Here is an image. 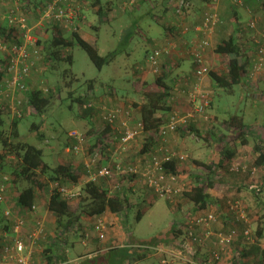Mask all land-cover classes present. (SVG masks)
I'll use <instances>...</instances> for the list:
<instances>
[{
    "label": "trees",
    "instance_id": "obj_1",
    "mask_svg": "<svg viewBox=\"0 0 264 264\" xmlns=\"http://www.w3.org/2000/svg\"><path fill=\"white\" fill-rule=\"evenodd\" d=\"M48 1L49 0H16V3L19 6L20 12L26 13L32 11L37 14L36 17H39ZM139 1L140 0H138V3ZM154 1V8L155 6H159L157 4L158 2L161 3L162 1H165V5L168 9L170 8L167 0ZM189 1L191 2V5L189 9L186 10L187 15L189 14V11L193 9V4H196L198 0ZM231 1L233 7L237 8L239 4L242 5L247 3V6L252 8L254 4L258 6L259 2L262 0H256L251 4L246 0V3H244V0H240L241 3H237L233 0ZM211 2L213 7L211 5L210 9L217 12L218 9L216 5L217 3H220L221 0H212ZM76 3L81 7L83 15V4L81 0H76ZM107 4L110 3L107 2L103 5L101 0L92 1L93 7H98L95 12L99 16L105 11L107 12L105 15L108 14L110 8L107 6ZM262 5L264 6V1ZM171 10L174 12L173 7ZM217 14L220 18V22L218 23L217 27L222 25L226 18L229 19L231 24H235L239 18L238 17L234 19L232 16H230L232 13L230 15L228 13V15L226 16H221L219 12ZM173 15L175 17L178 16L175 12ZM198 24H201V22ZM198 24L193 25L195 26ZM257 24L259 25V22ZM216 28L214 29V32ZM79 29L78 31L66 32L63 30H59L57 26H53V28L45 26L43 28H36L33 31V33L38 38V45L42 55L39 60H34L32 73H35L38 70L36 67L39 62H43L46 70L50 73V75L53 73L57 75L58 80L56 82H58V84L56 90L51 89V84L49 83L50 81L47 78L49 86L45 87L46 90L45 88H41L39 86L29 89L26 94L27 99L24 103L25 106L23 105V108L27 106V108H30V111L32 109L36 113H42L51 103L55 92L59 94L62 90H66L67 86L71 85V82H66L65 80H63L65 77L71 74V72L69 68H64L62 64L70 65L72 63V55L68 53L67 49L75 42L86 51L90 60L99 69L102 68L105 63L109 62L112 55H100L97 48L92 44V42L80 36ZM16 31L17 28L15 26L13 27L9 23L8 25L0 24V43L3 42L7 45L20 44V36H18V33H16ZM66 33H70L69 38H66ZM167 42L169 41L165 40L164 43ZM258 43L259 44H256L257 47L261 45L260 41ZM214 52L217 53L221 58L228 57L226 71H214L210 68L206 75L207 77L209 76L212 81L209 88H211V91L214 92L213 96H211L210 92H206L201 95L202 98H205L208 101V104L203 107L202 113L204 114L206 109L210 106H213V109L215 111L214 115L212 116V128L208 129V132H206L205 135H202L204 141L208 140V144L214 148V155L207 161L191 158L190 162L192 164L194 163V165H197V167L194 168L193 171H190L188 173V177L190 178L189 184H183L179 187L178 181L172 183V187L174 189H180L177 193H175L174 196H180L188 204L186 211V214H188H185L187 218L191 215H194L195 213L202 211L204 212L205 210H207L210 204L212 205L217 203L218 195L217 190L214 188V171H217V169L220 168L221 170L227 171L229 175H235L238 177V175L240 176L241 174H245L249 170L247 169V165L242 163L244 160H241L238 156L239 149L241 147L245 145H251L252 157L254 155L255 158L254 166L259 169L264 166V140L261 138V134L264 133V128H261L263 126L260 125V123L247 125V123L245 122V115L237 111V108H239L237 104L242 101L246 103L248 99L247 92L245 90V78L246 76H249V74H247L248 67L252 68L253 56L246 57V54L242 50V46L239 45L236 38H234L232 34H229L228 38L223 39L218 44H216L214 47ZM4 54L5 52L0 49V77L3 76V71L5 70L1 69L3 67V62L5 61V59L2 58ZM164 63L170 65L169 70L167 72L158 74L153 73V75L155 76L153 77L152 86L150 83L142 86V92L140 94L139 100H134L132 103L123 102L124 105L122 103L119 104L124 106L125 110H131L130 115L133 119L131 122L132 124L134 122V108L139 107V120L142 124V131L139 134L143 133L145 136L144 138L148 139L146 145H154L156 150L151 154L141 155L143 154V152L145 153L146 150L143 147L140 148L139 156L143 158L142 161L140 157L137 158V160L133 159L134 161L136 160V162H138V164L135 166L121 164L122 162L120 163L121 166L125 169L133 168L137 171H130L129 173H127L126 176L128 178V186L124 185L122 188H119V190L117 189L116 191H110L107 188L104 180L105 178L97 177L94 180L88 179L87 181H85L80 186V191L77 194L72 193V197H67L66 195H64V193L62 192L63 190L70 189L72 186L79 183V174L75 169H73L70 159L64 158L68 154H72L75 156L80 155V151L76 152L73 150V145L75 144L76 140L68 135L69 143L63 148V153H65L64 156H62L56 162L52 163L45 158L46 153L42 147H38L32 143H29L27 139L23 138L20 135L18 123L22 116H16L15 118H12L11 131L10 133L7 131V126L5 124L6 122L2 115L9 114L4 113L5 111L0 108V177L4 175L9 176V184L6 190L5 201L0 202V204L4 203L6 205L3 211L8 208L12 212L11 217L7 218V223L11 224V221H13L14 217L17 216L24 218V216L20 215L22 211H28L32 213L33 206L37 207L36 202L40 198L39 191L41 189L48 188L49 184H51L52 188L49 189L48 192L49 195L47 197V209L50 213L54 214L58 228H61L64 231L69 230L70 227H74L75 224L80 221L82 215L97 217L96 220H98L101 219L100 215H102L107 210L115 214H122V220H124L127 219L129 212L133 211V209H137V218L141 217L142 213L138 206L143 201H139L138 197L135 196L137 192L134 194L130 193L133 192V188L137 185L138 179L146 181L145 178L141 176V172L148 167L153 158L162 159L163 156L167 154V151H170L166 148L159 147L164 140H160L161 138H158V136H156V131L160 128V126L167 123L170 114L173 112V102L171 99L173 96L172 92L175 85V76H173L171 73L172 67L170 62L164 61ZM193 66L195 68L194 63ZM193 71V77L191 80L195 82L197 81V76L195 75V69H193ZM60 72H62V74ZM94 86L95 82L89 81L87 85L88 89L85 92V95L79 94L78 96L73 98L81 104L80 113L81 117L83 118L89 116V114L92 112L91 109H93V111L95 110V112L97 109V113H99L100 105L97 106V103L95 104L94 108H82V104L90 98L89 95H92V97L95 98L93 94ZM261 89L263 90L262 92H264L263 86L261 87ZM131 91L134 92V89H131ZM235 93L239 94L238 101L225 100L226 94L230 95ZM259 101L261 102V105L264 104V93H262L259 98L255 96L251 104L254 105ZM229 103H233V105L231 106L229 105ZM23 108L22 115L25 113V110ZM193 114L194 115L190 118L195 117L200 113L193 112ZM217 121L221 122V124L226 127L220 136H218L215 132ZM188 124L191 130H195L192 121H190ZM101 125L102 120H100V117L96 115L94 121L91 120V124H89L90 128L86 133L82 134L85 141L84 145L88 143L89 160L99 144H101L102 152L101 158L95 159L93 163H91V160L89 161V163H91L90 169L86 166V162L80 163V165H83L82 172L86 176L89 175L88 170L97 171L105 163L109 164L111 162L110 155L115 147V143H119V140L117 139H108L107 135L111 128L107 125L105 128L99 129ZM31 128L37 129L38 125L34 123L32 124ZM179 129L184 130L185 128L179 127L175 131H180ZM44 136L45 135L43 133L38 134L40 140L43 139ZM66 148H71V150L66 151ZM162 153L163 156H160ZM154 154H157L159 156H155ZM82 155H84L83 152ZM127 155V153L122 154V160L123 158L125 160ZM177 155L171 156L170 159L162 161V168L163 171L166 172V175H177L181 172H186L185 166L180 164L181 159ZM233 162L239 164L238 171L229 170V167ZM244 165L245 171H242V167ZM194 171L198 172L194 173ZM147 186L152 190L155 196H159V194L154 190L153 187H150L148 184ZM10 187H12V190L11 192H8ZM261 190L262 189H251V192H253L256 196V205L258 207V211L256 214L257 227L255 229V241L257 242H260V239L264 235V197L261 196ZM69 193L71 194V192ZM76 197L78 198V200L74 201ZM211 208L213 207L211 206ZM245 212V219L238 221L235 226L233 224V221H236L234 216H232V221L228 228L227 226L229 224L225 225V219H221V222L223 225H225L224 227L226 229H222V231L226 234H229L231 232H234L236 229H239V225L241 226V230H239L241 232L244 228L250 226V220L247 215L246 207ZM214 224L212 226L213 230L219 231V229H214ZM184 233V229L177 226L175 222L174 224L165 228L163 231L159 232L156 240L163 237H168L166 243L169 242V244L172 245L177 241V246H179V241H183ZM242 235L243 234L240 233L237 237L242 238ZM239 244L241 243L238 241L235 243L232 240L230 241V246H233V251L237 252L238 248H240V256L243 258L237 261L234 258L235 261L233 260L232 264H250V262L248 263V258L246 259V246H242ZM147 245L149 244L144 245V247H147ZM206 245L210 246V248L212 247L213 249H215L216 247V245H214V240L213 244L211 241H209ZM130 248H133L132 251L135 253V246H132ZM141 248L142 246L138 247V249ZM180 248L182 249L181 251L186 252L185 249L182 248V246ZM257 248L259 251V258L256 264H264V242H260L259 247ZM122 250H125V248L117 249V251ZM111 251L112 250H110V252ZM132 251L130 252L131 255H129L131 256V259H141V254L135 256L133 255L134 253ZM195 251L197 253L199 252L200 255H198L197 253L196 255L201 259H205L208 257L209 250L203 253L204 255H202V253L198 249H196ZM44 256L46 257L47 264H55L53 255L50 253L49 249L44 250Z\"/></svg>",
    "mask_w": 264,
    "mask_h": 264
},
{
    "label": "rangeland",
    "instance_id": "obj_2",
    "mask_svg": "<svg viewBox=\"0 0 264 264\" xmlns=\"http://www.w3.org/2000/svg\"><path fill=\"white\" fill-rule=\"evenodd\" d=\"M3 1H7V3L5 2L6 4L4 6L2 4ZM92 1L93 0H81L83 4L82 7L84 15V18L82 19L84 20L85 24V26H83V32L85 36L90 35L91 38L94 37V39L87 38V40L92 42V44L97 48L98 53L100 55H112L109 62L105 63L102 68L99 69L90 60L86 51L75 42L72 46L67 49L68 53L72 55V63L70 65L62 64L64 68L70 69L71 74H69L63 80H65L66 82H71V85L69 84L70 86H67L66 90H62L59 94L55 92L51 103L42 113H36L32 109L30 111V108H27V106L23 108L25 110V113L22 115L18 123L20 135L23 138L27 139L29 143H32L38 147H42L46 153L45 158L52 163L56 162L62 156H64L65 153H63V148L69 143L68 135L71 132L76 131L80 134H84L89 128L88 122L85 120V118L81 117V104L78 103L75 99H73L79 94L85 95L84 92L88 89L87 85L89 81L95 82V86L93 88V94L95 98H93L92 95H89V99H92L94 102L93 108L95 107L96 103L97 106L104 104L108 108L119 106V104H123V102L132 103L134 100H139L140 94L142 92V86H145L147 83H150L152 86L153 77L155 75H153V73L148 69L146 57L147 54L156 45L154 41L163 37L164 27L162 23L164 24L165 22L172 21L171 17H169L171 15L163 16V4L160 2L157 3L159 6H155L154 9L153 3L155 1L149 0L148 2L151 1L152 4H144L143 7H140L137 10V14H143L144 12L150 11L152 9L150 11L151 13L144 14L143 18L136 20L135 15H132V12H127L121 8V0L118 2L120 6H116L113 10L116 12V14H119L115 15L114 12H110L107 17L99 16L95 12V9L92 5ZM101 1L103 5L107 2L114 4L116 3V0ZM263 1L264 0L260 1L258 6L255 5L254 8L249 7V11L244 10L242 6H238L237 9L239 10L240 15L238 21L236 22L235 28L232 26L228 18H226L223 23V31H226L227 34H233V36H244L243 41L247 43V46L253 52V63L251 68L252 73L248 76V80L246 81L247 84L245 85V90L247 92L248 99L246 103L242 101L237 104V106L239 107L237 108V111L245 115V122L247 123V125L260 123V125L263 126L261 128H264V104L261 105L260 101L254 105L251 103L253 102L255 96L259 98L261 94L264 93L261 89L262 86L264 88V6L262 5ZM14 3H16V0L0 1L1 12L5 13L7 8ZM139 3L134 5L133 8L139 5ZM232 7H229V9L232 10ZM218 12L219 11L217 10V13ZM228 13L230 15L232 11ZM26 14L27 13L24 14L26 18V23L29 26H35L36 20L37 18H39L36 17L37 14L35 12H30V14L27 15ZM258 22L259 25L257 24ZM252 23H254L255 25L251 26ZM89 24H91L92 26H97L98 29L92 30L91 25L89 26ZM65 36L69 35L66 34ZM255 40H260L261 45L263 47V61L260 67L257 69L253 67L254 60L257 56V50L259 47H257L256 45L254 46ZM255 44L259 43L257 42ZM170 59H168V61ZM36 68L38 70L32 75L34 81H32L31 84H29L30 82H28L29 89L36 88L37 86L41 88L48 87V78L50 81L49 83L51 84L50 88L56 90L58 84V82H56L58 80L57 75H55L54 73L50 75V73L46 70L43 62H39ZM146 69H148L149 71H145ZM60 73L62 74V72ZM133 78L136 81H134ZM204 84L205 83L203 77L198 83L197 88L196 83H194L193 80L190 79L185 81L182 85L183 87L181 93L184 99L182 100V103L179 104V109L178 107H176V105L178 106V103L176 104L175 96H172V106L176 104L172 107L175 108L173 109V111L177 112L180 115H186L187 113H189V111L191 110V106H193L189 91L193 92L196 97V101H194L195 104L199 102L205 103L206 100L205 98H202L201 95L206 92H210L211 96H213L214 92H212V89L207 86L208 84L206 85L207 87H205L204 89ZM131 89H134V92L131 91ZM238 96L239 94L236 93L230 95L226 94L225 100L238 101ZM113 98L116 99V101L114 100V102L112 103ZM107 99H111V101L108 102ZM229 105L232 106L233 103H229ZM91 110L93 111V109ZM97 112V109L96 112L95 110L93 111V113L96 115ZM214 113L215 111L213 109V106H210L206 109L204 114L202 113L190 119L188 118L189 120L187 122L186 127H182L185 128L184 130L179 129L180 131L172 132L174 134V138L171 140L174 143L177 142L175 138L178 136L180 144L169 147V138L171 136L170 133L166 135L164 139H160L164 140L160 144V148H166L167 150H170L169 152H175L176 154H181L182 156H184V159L180 160V164L185 166L186 172L180 173V184L190 182L188 173L190 171H193V169L197 167V165H194V163L192 164L190 162L191 158L207 161L214 155V148L208 144V140L204 141L202 137V135H205V133L208 132V129L212 128V116L214 115ZM8 116L9 117H6L4 120L6 122L5 124L7 126V131L10 133L12 127V118L10 114ZM195 119L198 120V122L195 121ZM137 121H139V119L135 118L134 116V122L133 124H131V126H136ZM190 121L194 122L193 126L195 130H191L190 126H188V123ZM34 123L38 125L37 129L31 128L32 124ZM216 123L217 127L215 129V132L218 136H220L226 127L223 126L219 121H217ZM40 133H43L45 135L44 138L41 140L38 137V134ZM143 137H145L143 133L137 135L132 141L126 144L125 149L116 147V144V148L114 147L115 150L111 153L112 164L119 165L122 162L121 164L135 166L138 164V162H136L137 158L140 157L142 161L143 157L139 156V149L142 148L141 145L143 144ZM140 138L141 141L139 140L135 145L134 142ZM84 143L85 141L82 142V149H80V155H82V152L84 154L82 155L83 158H81L80 160L81 163H85V159L87 160L86 162H89L88 143H86L85 145ZM124 153H127L128 155L125 160L124 158L122 160L121 155ZM154 155L159 156L157 154ZM129 156L131 158H137L134 161L130 160ZM160 156H163V153ZM239 157L241 160H244L242 163L247 165V169H249L245 174H243V176L246 175V179L250 178L252 181L251 182L250 180H248V186L256 183L259 189H262L261 196L264 197V186L260 184V175H263L264 173L260 172L258 170L259 168H256L254 166L255 158L254 155L252 157V150L250 151V153L247 152V156L241 155ZM104 165L108 164L105 163ZM254 167L256 168V171L252 172V168ZM124 170L127 171L128 169L124 168ZM197 172L198 171H194V173ZM113 173V177L104 179L105 184L110 191H116L117 189L119 190V188H122L124 185L128 186V178L126 176L127 174L121 173L120 170L118 171L115 168L113 169ZM227 173L228 172H226L225 174L222 173V176L226 175ZM81 177L82 179L79 182L80 184H78L79 187L74 191L71 188L67 189L68 192L77 194L80 191V186L85 181L90 179L86 175ZM236 180H239L237 176L234 177L228 174L225 176V181H227L226 192L230 194L229 196H227L228 199L225 205L228 210L230 202L240 200L241 203L247 208V215L250 220V228L254 239H250L248 240V242H244L243 238L238 237L236 242H240L241 244L239 245L242 246H255V243H257V241H255V229L257 227L256 214L258 211V207L256 205V196L253 192H251V189L248 186H246L245 188L241 187L239 189H236L233 185L237 184ZM51 188V184H49L48 188L41 189L39 191V197L41 199H44L45 202L47 201V197L49 195L48 192ZM136 192L150 193L153 194V196L155 197V200L150 201L152 202L151 204L149 203V201H143V203L139 205V208L142 211V215L140 218H137V209H133V211L129 212L127 220L124 223V225L126 226L125 231H127L130 235L133 236L134 240L138 243V247H144V245L146 244L156 243V238L159 232L163 231L165 228L169 227L177 220H180V222H182L184 219L187 218L186 215L188 213L186 214V211L188 205L183 198H178L175 196L177 200L176 198H174L172 202L174 204L176 203V206L177 202H180V205L177 209L173 208L168 204L164 195L158 197L155 196L152 190L148 188L146 181L142 179H138L137 185L134 186L133 192L130 194H134ZM76 200H78L77 197L76 199H74V201ZM39 202H41V200H39ZM0 218L1 220L4 219L7 223L8 220L7 217H5L4 213L0 214ZM15 219H21V217H14L13 221ZM24 221L25 225L23 226L22 231L26 235V232L29 231L32 226L28 227L25 219ZM217 223H220L221 225V229L219 228V231L223 232L222 229H225V227L221 222L219 214ZM225 224L229 223L226 222ZM10 225H12L11 227L15 229L12 223ZM238 228L239 229H237V231L239 233V230H241V226L238 225ZM1 233L2 231H0V234ZM15 233L20 236V232L18 233L16 229ZM262 241H264V235L262 237ZM78 246L80 250L84 249V247H82L80 244H78ZM205 246V244L203 246H195V249H199ZM28 250H30V248L27 249V251ZM252 251L253 250H251V252ZM182 252L181 256H189L186 252H184L186 253V255H183ZM255 253L257 252L255 251ZM71 256H74V254H72ZM33 260L35 259L33 258ZM83 260L85 259L83 258ZM189 261L191 264H193L191 260ZM190 263L188 262L187 264ZM256 263L257 261H254L252 264ZM129 264H158V260L154 256H149L146 259L137 262H135L134 259H131L129 260Z\"/></svg>",
    "mask_w": 264,
    "mask_h": 264
},
{
    "label": "built area",
    "instance_id": "obj_3",
    "mask_svg": "<svg viewBox=\"0 0 264 264\" xmlns=\"http://www.w3.org/2000/svg\"><path fill=\"white\" fill-rule=\"evenodd\" d=\"M237 3H241L240 0H233ZM168 5L178 16H183L185 11L189 9L190 2L188 0H167ZM138 3V0H121V8L123 10H130ZM4 17L7 22L13 27L17 28L16 33L20 36V44L7 45L3 42L0 43V49L5 52L2 56L5 61L3 62V76L0 77V108L5 112L10 114L11 118L21 117L22 108L26 102V94L29 91L28 82L32 78V67L34 60H39L41 58V53L38 45V38L33 33L36 28H43L45 26H57L59 30L66 32L78 31L79 24L82 15L81 7L76 3V0H49L46 6L43 8L42 12L37 18L35 26H29L26 23V18L20 12L17 3L12 4L5 12ZM80 21V22H79ZM220 18L217 12L208 9L201 21V24L195 26V32H198L201 39L198 40L195 47L192 49V61L195 64V75L197 76L196 88L202 77L206 76L209 65L205 60V50L209 46V39L207 36L212 35L214 29L218 26ZM254 26V23L251 24ZM187 30V28H185ZM173 42L163 43L162 45H155L153 49L149 52L146 57V62L148 64V69L152 73H162L169 70L170 65L165 64L164 61H168L171 58L172 51L175 48ZM263 47L260 45L257 50V56L254 60L253 67L255 69L259 68L263 61ZM191 102H193V108L186 115H180L177 112H172L166 124L160 126L156 131V136L158 138L164 139L165 136L171 132H174L179 127H186L188 120L193 116V112L202 114L203 107L208 104L206 100L205 103L195 104L196 97L193 92L189 91ZM94 102L92 99H88L82 104V108H92ZM22 107V108H21ZM122 105L116 106L114 108H108L105 105L99 106V113L97 116L102 120V125L99 129L105 128L107 125L111 128L107 137L110 140H119L116 147L125 149L126 144L132 141L139 133L142 131L141 121H137L136 126H131L132 118L130 116V110H125ZM189 118V119H188ZM73 137L76 142L73 145V150L78 152L81 149L84 137L82 134L73 131L69 134ZM264 137V133L261 134V138ZM107 139V140H108ZM115 147V148H116ZM113 149V151L115 150ZM66 151L71 150V148H66ZM112 151V152H113ZM175 152L167 151V154L163 156L162 159L153 158L152 162L149 163L148 167L141 172V176L145 178L146 183L153 187L154 190L159 194V196L164 195L168 199L177 193L180 189H174L172 183L178 181V186L188 183L180 184V173L166 175L163 171L162 161L170 159L171 156H176ZM101 144H99L95 152L91 155V163L95 159L101 158ZM180 159H184V156L177 155ZM89 160V161H90ZM89 162H86V166L90 169ZM116 165V167H115ZM108 164L103 165L97 171H89V178L94 180L97 177L109 178L113 177V169L120 170L121 173L127 174L130 171L136 172V169L129 168L127 171L121 166V164ZM229 170L238 171L239 164L233 162ZM245 171V165L242 167V171ZM256 168H253L254 172ZM9 184V176L4 175L0 177V202L5 201L6 190ZM250 189L258 190L256 183L249 185ZM63 190V189H61ZM67 197H72L73 194L69 193L66 189L62 191ZM211 207V206H210ZM36 206H33L32 213H35ZM228 213L235 217L236 221H233L234 226L238 221L245 219L246 212L245 206L240 200H235L230 202ZM5 217L10 218L12 212L10 209H5L3 211ZM218 211L213 208H208L206 211L195 213L187 218L186 222L181 226L185 233L182 241V248L185 249L186 253L189 255V260L193 264H232L234 258L235 260L243 259L240 256V248L237 252L233 251V246H230V241L237 240L238 234L242 233V238L244 242H248L250 239H254L252 236L250 226L244 228L238 233L237 229L229 234L223 233L221 231L213 230L212 226L214 223L218 222ZM97 228H101L103 224L102 219L97 220ZM25 225L24 219H15L13 226L20 236H16L12 239H4L0 241V264H38L33 260L30 250H26L27 244L32 247L33 244L41 239H45L48 236L44 222L37 218L32 224V228L23 233L22 229ZM14 229V231H15ZM3 234H0V237ZM216 245L215 249L209 246L208 257L201 259L196 255L195 246L206 245L207 242L211 241ZM217 248V249H216ZM160 251V248H155ZM182 250V249H181ZM234 260V261H235ZM164 262V259H163Z\"/></svg>",
    "mask_w": 264,
    "mask_h": 264
},
{
    "label": "crops",
    "instance_id": "obj_4",
    "mask_svg": "<svg viewBox=\"0 0 264 264\" xmlns=\"http://www.w3.org/2000/svg\"><path fill=\"white\" fill-rule=\"evenodd\" d=\"M119 1L120 0H116L115 4L114 3L107 4V6L110 8L108 14L110 12L111 13L114 12L115 15L119 14V13L116 14V12L113 11L116 6L117 7L120 6V4H118ZM148 1L149 0H140L139 5H137L135 8H133L132 10L127 11V12H132V15H135L136 20L143 18L144 14H150L151 13L150 11L152 9L150 11L144 12L143 14H137V10L140 7H143L144 4H146V3L152 4L151 1H150L151 3ZM152 1H154V0H152ZM211 1L212 0H205V2H204V0H202V1L198 0L196 2V4H193V9L189 11V14L187 15V13L185 11V13L182 17L181 16L175 17L173 15L174 12L170 8L168 9L166 7L165 1L161 2L163 4V8H164V9H162L164 11V12L162 11V14H164L163 16L171 15L169 17H171L172 21L165 22L164 24L162 23V25L164 27L163 37L154 41V43L156 45H162L165 42V40H168L170 42H173L176 45L172 51V55H171L172 58L171 59L169 58L170 59L169 62H170L171 67H172L171 73L173 76H175V79H174L175 85L173 88L172 95L175 96L176 104L178 103V106L176 104H174L173 106L176 105V107H178V109H179V104H181L182 100L184 99L182 94H181L182 93V87H183L182 84L185 81L192 79V77H193L194 66H193L192 54H191L192 49L197 44L198 40L203 37L198 32H195L194 28L197 25L194 26L193 24H198L202 21L203 15L207 11V9H210V7L212 5ZM246 1H248V3L251 4L252 2H255L256 0H246ZM246 1L244 0V3H246ZM5 2L7 3V1H5ZM5 2L3 1V3H2L3 6L6 4ZM231 2H232L231 0H222L220 3H217L216 7L219 10V13L221 16H226V15H228V12L232 11V14L230 16H232L235 19V18L239 17L240 12L237 9L238 7L237 8L232 7ZM250 4H248V5H250ZM238 6H242V8L244 10L249 11V6H247V3L242 4V5H238ZM254 6H255V4L252 6V8ZM229 7H232V10L229 9ZM94 9L97 10L98 7H94ZM30 12H32V11H29L26 13L30 14ZM106 13L107 12L105 11L100 16H106L107 17L108 14L105 15ZM4 14L5 13L1 12V9H0V24L8 25L7 19L4 17ZM22 14L24 15L25 13L22 12ZM83 24H84V20L82 19L80 24H79L80 36L86 40H87V38L94 39V37L91 38L90 35L89 36L84 35L83 26H85V24L84 25ZM90 25L91 24H89V26ZM232 26L235 28L236 23L232 24ZM48 27H51V26H48ZM185 28H187V30H185ZM223 28H224V26L222 24L216 28L215 32H213L212 35L207 36V39H209V46L205 50V60L207 62V65H209L210 68L214 71H218V70L219 71H226L227 70L226 65L228 63V57L221 58V57H219V55L217 53L214 52L215 45L218 44L221 40L228 38L229 34H227L226 31H223ZM91 29L97 30L98 28L95 25H93V26L91 25ZM66 34L69 35V36H66V38H69L70 33H66ZM232 36H233V34H232ZM233 37L236 38L239 45L242 46V50L246 54V57L253 56L252 50L249 49V47L247 46V43L245 41H243L244 36H233ZM259 41L260 40H255L254 46L256 45L255 43H257ZM246 57H244V58H246ZM166 62H168V61L166 60ZM135 71H137V70H135ZM145 71H149V70L146 69ZM251 73H252L251 68L248 67V73L247 74L250 75ZM138 77H139V75H138ZM247 78L248 77L246 76V78H245L246 81L248 80ZM203 79H204V83H205L203 86L205 89V87L210 86L209 83H212V81H211L209 76L203 77ZM32 81H34L33 77L29 80V82H30L29 84H31ZM134 81H136V80L134 79ZM114 100L116 101V99L113 98L112 103L114 102ZM107 101L110 102L111 99H107ZM173 109H175V108H173ZM133 113H134L133 115L135 116V118L140 119L139 107L134 108ZM2 116L4 119L6 117L7 118L9 117L7 114H3ZM89 116H90V119H89ZM89 116L85 117V120H87L88 124H91V120L94 121V118H96V115L92 111L89 114ZM195 121L198 122V120H196V119H195ZM89 128H90V126H89ZM170 135L171 136L169 138L170 139L169 140V147H172L173 145L180 144L178 136L175 138V140L177 142L174 143L171 140L174 138V134L171 132ZM144 139L142 141L143 144L141 145V147L145 148L146 151H145V153L143 152L142 155H148V154L153 153L156 150L154 145L153 146H151V145L147 146L146 144H147L148 139H146V138H144ZM262 139L264 140V137H262ZM139 140L141 141V138L134 142L135 145L137 144V142ZM250 151H251V145H245L239 149V155L238 156H241V155L247 156V152L250 153ZM141 152H142V150H141ZM111 157H110L111 162L109 164H112ZM64 158L70 159L73 169H75L80 176L78 178V180H79L78 182H80V180L82 179L81 176H85V174H83V172H82L83 165L82 164L80 165V163H81L80 160H81V158H83V156L82 155L75 156L72 154H68ZM136 158L137 157L131 158L129 156L130 160H133ZM86 161L87 160L85 159V162ZM258 170L260 172L264 173V166ZM226 172L227 171L221 170L220 168L217 169V171H214V175H213V179L215 180L214 181V188L217 190L218 201L216 204H212V205L210 204V206L214 207L218 211L221 219H225V221L227 223H229V225L227 224L228 225L227 228H228L230 226L231 221H232V215H230V213H228L226 205H225L227 202V199H228L227 196L230 195L229 193L226 192L227 181H225V176L228 173L226 175L222 176V173L225 174ZM232 176L236 177L235 175H232ZM260 176H261L260 177V179H261L260 184H262V186H264V174L260 175ZM238 178H239V180H236L237 184H233L236 189H239L241 187L245 188L249 184L248 180L251 181L250 178L246 179V175L243 176V174H241L240 176L238 175ZM78 184H80V183H78ZM78 184L72 186L71 189L73 191L75 189H77L79 187ZM230 186H232V185H230ZM12 187L9 188L8 192H11ZM135 196L138 197L139 201L140 200H142L144 202L149 201L150 204L152 203L150 201L155 200L154 199L155 197L153 196V194L146 193V192H144V193L143 192H137L135 194ZM176 197L181 198L180 196H176ZM176 197L174 196V197H172V199H170V200L166 199V200L171 207L177 209V208H179L180 202H177V206H176V203L174 204L172 202L173 199ZM39 200H41V202H39ZM176 200H177V198H176ZM142 203L143 202H141V204ZM36 205H37V207H36L35 214L30 213L28 211L27 212L22 211L20 213V215L24 216V218L26 220V224L28 227L32 226L34 220L37 218L41 219L45 224L46 232L48 233L47 238L39 240L38 242L33 244L32 247H29L30 246L29 244H27V247H26L27 249L30 248V253L33 256V258L37 261V263L39 262L38 264H47L46 257L44 256V250H46V249L50 250V253L53 255V259H54L55 264H129V260H131V258H130L131 256H129V255H131L130 252L133 249L130 247H132V246L133 247L135 246V253L132 251L134 253L133 255H135V256H137L138 254L142 255L141 259L135 260V262L140 261V260H144L149 256H154L158 260V264H187L188 262L190 263V261H189L190 257L189 256L188 257L181 256L182 251H181L180 247L182 246V241H179V246H177V241L174 242V244L170 245L169 242L166 243V241L168 240L167 239L168 237H163V238L157 239L156 243L149 244V245H147V247L142 246L141 249H138V243L134 240L133 236L130 235L127 231H125L126 226L124 225V223L127 219L122 220V216H123L122 214H115V213L110 212L109 210L105 211L102 215H100L101 219L103 220V224H102L101 228L96 227L97 217L82 215L80 221L77 224H75L74 227H72V228L70 227L69 230L64 231L61 228H58L57 223L55 221L56 219H55L54 214L50 213L49 210L47 209V201L45 202L44 199L39 198L36 202ZM5 206L6 205L4 203L0 204V214H2V211L5 208ZM210 206L208 208H211ZM140 211H141V209H140ZM141 213H142V211H141ZM186 220L187 219H184L182 222H180V220H177L176 221L177 226L181 227ZM11 223L13 224V221H11ZM11 226L12 225H10V223H6V221L4 219L1 220V218H0V229H1L0 231H2V233H3V235L0 237V241L3 242L4 239H12V238L17 236V234L15 233L14 229ZM219 228L221 229L220 223L214 224V229H219ZM160 240H161V242H160ZM260 240H261L260 242H264V241H262V238ZM260 242L258 241L257 243H255V246H251L252 249H251V247H249V245H245L246 246L245 252L247 253L246 259L248 258V263L250 262V264H252L254 261L258 260L259 251H258L257 247H259ZM78 244H80L82 247H84V249L80 250ZM119 248H125V250L117 251V249H119ZM155 248H160V251H157ZM208 249H209V246L206 245L205 247H201L198 250L202 253V255H204L203 253L207 252ZM110 250H112V251L110 252ZM251 250H253V251L251 252ZM255 251L257 253H255ZM182 253H183V255H186V253H184V251ZM72 254H74V256H71ZM197 254L200 255L199 252ZM83 258L85 260H83ZM163 259H164V262H163Z\"/></svg>",
    "mask_w": 264,
    "mask_h": 264
},
{
    "label": "clouds",
    "instance_id": "obj_5",
    "mask_svg": "<svg viewBox=\"0 0 264 264\" xmlns=\"http://www.w3.org/2000/svg\"><path fill=\"white\" fill-rule=\"evenodd\" d=\"M208 10V9H207Z\"/></svg>",
    "mask_w": 264,
    "mask_h": 264
}]
</instances>
